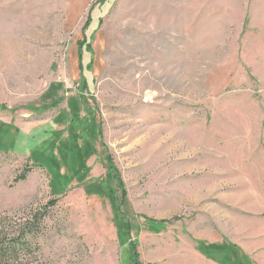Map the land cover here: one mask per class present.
Segmentation results:
<instances>
[{
    "label": "rangeland",
    "instance_id": "rangeland-1",
    "mask_svg": "<svg viewBox=\"0 0 264 264\" xmlns=\"http://www.w3.org/2000/svg\"><path fill=\"white\" fill-rule=\"evenodd\" d=\"M55 198L52 264H264V0H0V214Z\"/></svg>",
    "mask_w": 264,
    "mask_h": 264
},
{
    "label": "trees",
    "instance_id": "trees-1",
    "mask_svg": "<svg viewBox=\"0 0 264 264\" xmlns=\"http://www.w3.org/2000/svg\"><path fill=\"white\" fill-rule=\"evenodd\" d=\"M42 168V165L26 167L15 183L25 182L35 170ZM57 206L58 199L55 198L37 208L0 214V264H52L40 247L41 240L46 239L51 231L59 235L62 231L57 226L49 227L47 223L53 219Z\"/></svg>",
    "mask_w": 264,
    "mask_h": 264
}]
</instances>
